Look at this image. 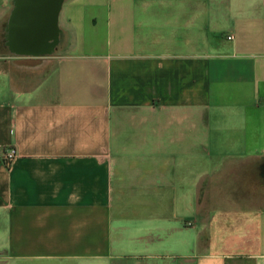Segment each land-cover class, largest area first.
Masks as SVG:
<instances>
[{"label":"crops","instance_id":"crops-1","mask_svg":"<svg viewBox=\"0 0 264 264\" xmlns=\"http://www.w3.org/2000/svg\"><path fill=\"white\" fill-rule=\"evenodd\" d=\"M15 8L0 264H264V0H62L24 54Z\"/></svg>","mask_w":264,"mask_h":264},{"label":"water","instance_id":"water-1","mask_svg":"<svg viewBox=\"0 0 264 264\" xmlns=\"http://www.w3.org/2000/svg\"><path fill=\"white\" fill-rule=\"evenodd\" d=\"M62 0H27L17 30L25 39L34 44H45L58 35L57 14ZM13 14L11 23L19 19ZM17 24V23H16Z\"/></svg>","mask_w":264,"mask_h":264},{"label":"bare ground","instance_id":"bare-ground-1","mask_svg":"<svg viewBox=\"0 0 264 264\" xmlns=\"http://www.w3.org/2000/svg\"><path fill=\"white\" fill-rule=\"evenodd\" d=\"M26 3H27V0H16V8L14 10L15 11L14 15L17 14V16H20V17H18L19 19L17 20V22L10 24L8 44L12 52L14 51L17 54H24L25 52H34V53L36 52L37 53V51L42 50V49L46 51L48 50L47 52H50L52 49L50 43L38 45V44H34L31 39H26L25 41V39L22 37V35L17 30V26H18V23H20V18L22 17L23 9L25 8Z\"/></svg>","mask_w":264,"mask_h":264},{"label":"built area","instance_id":"built-area-1","mask_svg":"<svg viewBox=\"0 0 264 264\" xmlns=\"http://www.w3.org/2000/svg\"><path fill=\"white\" fill-rule=\"evenodd\" d=\"M227 38L230 39L231 36H227ZM15 156H16L15 149L10 148V149H6L5 151H3L1 158L3 162L5 163V165H9Z\"/></svg>","mask_w":264,"mask_h":264},{"label":"rangeland","instance_id":"rangeland-1","mask_svg":"<svg viewBox=\"0 0 264 264\" xmlns=\"http://www.w3.org/2000/svg\"><path fill=\"white\" fill-rule=\"evenodd\" d=\"M65 3H67V1H65ZM59 14H60L59 24L60 25H63V23H64V15L66 14V8H64V9L62 8ZM3 37H4V31H3L2 24H1L0 25V47H1L2 43H3ZM61 48L62 47H60V50H61ZM0 50H1V48H0Z\"/></svg>","mask_w":264,"mask_h":264}]
</instances>
